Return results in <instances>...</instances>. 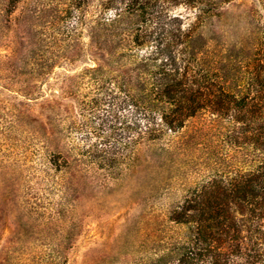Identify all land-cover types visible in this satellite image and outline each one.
Returning a JSON list of instances; mask_svg holds the SVG:
<instances>
[{"label":"trees","instance_id":"1","mask_svg":"<svg viewBox=\"0 0 264 264\" xmlns=\"http://www.w3.org/2000/svg\"><path fill=\"white\" fill-rule=\"evenodd\" d=\"M23 1L0 0V45L13 22L29 40L20 57L0 53V94L38 98L54 61L41 52V36L71 20L73 60L85 25L96 62L76 84L115 93L135 123L124 146L101 141L69 152L51 135L11 142L16 125L0 114V264H66L84 226L81 209L97 200L89 189L135 166L154 198L179 174L196 182L153 208L151 253L135 264H264V35L230 42L206 34L230 0H31L27 15L12 17ZM180 3L199 11L185 28L170 13Z\"/></svg>","mask_w":264,"mask_h":264},{"label":"rangeland","instance_id":"2","mask_svg":"<svg viewBox=\"0 0 264 264\" xmlns=\"http://www.w3.org/2000/svg\"><path fill=\"white\" fill-rule=\"evenodd\" d=\"M30 2L19 3L12 17L27 15ZM170 10L172 15L182 18L184 28L199 14L196 8L183 3ZM214 13L220 15L210 16L206 27L208 36H221V39L233 42L251 31L264 35V0H230ZM72 25V21L68 20L45 30L41 36V52L54 61L48 70V79L41 83L36 100L29 101L12 92L0 94L3 99L0 101V114L16 125L11 133V142H16V139H20V143L28 141L31 133L36 137L51 135L70 152L72 147L85 149L101 141L107 146L113 143L121 146L122 141L124 146L123 140L132 135L135 115L128 107L119 105L115 93L98 94L87 83L76 84L78 79L75 76L84 73L96 62L89 58L90 34L85 25L75 32L78 34L80 57L77 61L73 60ZM24 30L13 22L9 29L10 37L0 45V53L20 57L28 52L29 40H20L19 37ZM223 30L226 34L221 35ZM69 40L70 48L66 49L64 47ZM11 98L26 104L21 108L6 104ZM16 108L21 109L20 112ZM138 168L135 166L133 170L124 171L117 181H111L110 186L101 191L89 189L96 193L97 200L81 209L84 226L74 246L66 253V264H135L143 255H150L148 233L154 218L153 208L162 202L160 199H165L167 205L181 199L189 185L194 186L196 182L185 183L179 174V180L172 181L166 189V196L154 198L150 196L153 185L136 182L141 172ZM168 174V171H158L152 175L165 177ZM54 199H58L57 194ZM141 227L145 229L140 230Z\"/></svg>","mask_w":264,"mask_h":264}]
</instances>
